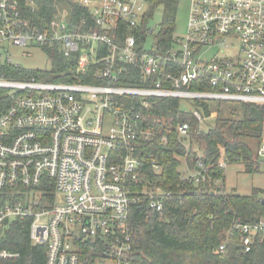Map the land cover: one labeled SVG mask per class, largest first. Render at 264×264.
<instances>
[{
  "label": "built area",
  "instance_id": "built-area-1",
  "mask_svg": "<svg viewBox=\"0 0 264 264\" xmlns=\"http://www.w3.org/2000/svg\"><path fill=\"white\" fill-rule=\"evenodd\" d=\"M154 1L72 0L42 26L33 19L36 0H0L2 66L19 67L3 56L6 44L57 47L67 59L77 56L76 73L96 81L51 83L0 73V241L14 222L27 221L31 245L45 247V264H84L87 247L98 251L95 264H132V205L159 212L165 196L150 182L140 186L146 168L161 171L152 154L139 150L153 137L139 123L142 110L156 98L264 106V0H190L186 35L173 37L166 50L156 34L149 40L150 20L143 30ZM134 78L148 86L126 85ZM196 81L212 91L191 90ZM193 108L198 129L175 127L185 147L216 116ZM256 156L264 159V144ZM183 164L181 180H204L201 162L195 169ZM239 231L249 251L264 220ZM15 259L18 253L0 247V264Z\"/></svg>",
  "mask_w": 264,
  "mask_h": 264
},
{
  "label": "trees",
  "instance_id": "trees-1",
  "mask_svg": "<svg viewBox=\"0 0 264 264\" xmlns=\"http://www.w3.org/2000/svg\"><path fill=\"white\" fill-rule=\"evenodd\" d=\"M178 0H155L151 12L143 23V30L149 29L148 21L153 11L162 8V20L156 32V43L163 50L173 41V22ZM37 10L33 15L36 23L45 25L55 10L70 9L72 0H36ZM31 16V14H28ZM124 31V30H123ZM125 35V31H124ZM142 39V36H141ZM50 59L49 70H29L21 67L8 68L0 64V73L6 77L45 80L51 83H95L92 77L76 73V58H65L57 49L43 48ZM93 71L90 73V75ZM138 78V77H137ZM126 81L129 86H148L139 79ZM195 91H212L196 81L190 87ZM205 117L211 113V105L203 101L193 103ZM214 125L190 139L188 147L177 138L175 127L188 123L198 129V121L191 112L180 108L178 98H156L154 105L142 110L140 125L150 128L153 137L141 141L140 151L152 154L161 166L160 173L146 168L140 176V186H159L165 193L163 209L151 213L144 203L133 204L127 227L132 242V264H264V232L252 238L249 251L242 246L244 235L239 226L255 224L264 220V189H252L249 195L226 192L224 167L219 164L242 163L249 173L258 169V158L249 142L260 144L264 131V106L255 103H241V116L234 118L236 110L222 115L217 104ZM165 136L166 144H161ZM202 144L203 152L197 155L193 145ZM182 159L190 169L196 162L202 163L198 171L204 180L188 183L180 179ZM139 188V187H138ZM29 222H14L3 233L0 247L19 254V259L4 264H45V247L31 245ZM224 245V250L219 247ZM84 264H95L98 251L87 247L82 249Z\"/></svg>",
  "mask_w": 264,
  "mask_h": 264
},
{
  "label": "rangeland",
  "instance_id": "rangeland-1",
  "mask_svg": "<svg viewBox=\"0 0 264 264\" xmlns=\"http://www.w3.org/2000/svg\"><path fill=\"white\" fill-rule=\"evenodd\" d=\"M190 0H178L177 7L174 16L173 22V37L183 38L187 32V22L189 16ZM162 8L158 7L153 11L152 18L149 21V26L153 31L150 41L154 38L159 25L162 20ZM4 50H7L8 53L3 54L5 57H9L10 60L18 65L21 68L29 70H49L50 68V59L43 53L42 49L38 46L28 45L23 46H14L6 44ZM232 53V51H229ZM228 54V53H227ZM211 58V54H209ZM211 111L213 114H217V104L216 101H210ZM240 102H221L220 111L222 115L227 116L229 110H236V115L234 118L241 116L240 111ZM180 108L183 111L189 112L193 111L192 100L190 99H181ZM216 117V116H215ZM215 117L206 118L203 125L201 126L202 131H206L207 128H210L214 125ZM109 117L106 118V122H110ZM261 144H264V131L261 137ZM254 153H256L259 144L254 141L249 142ZM197 155H201L203 152V145L195 143L193 145ZM257 157V156H256ZM258 169L254 173H249L245 170L244 164L242 163H233L225 164L224 166V186L226 192H234L240 195H249L252 189H264V159L259 158ZM221 163L224 164L222 160ZM184 164L180 167V171L183 172ZM106 264H111V262H106Z\"/></svg>",
  "mask_w": 264,
  "mask_h": 264
},
{
  "label": "water",
  "instance_id": "water-1",
  "mask_svg": "<svg viewBox=\"0 0 264 264\" xmlns=\"http://www.w3.org/2000/svg\"><path fill=\"white\" fill-rule=\"evenodd\" d=\"M262 202L264 203V199H262Z\"/></svg>",
  "mask_w": 264,
  "mask_h": 264
}]
</instances>
